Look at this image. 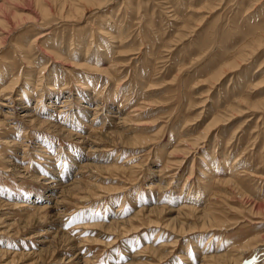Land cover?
<instances>
[{
	"label": "rangeland",
	"instance_id": "1",
	"mask_svg": "<svg viewBox=\"0 0 264 264\" xmlns=\"http://www.w3.org/2000/svg\"><path fill=\"white\" fill-rule=\"evenodd\" d=\"M0 91V264L264 252V0H0Z\"/></svg>",
	"mask_w": 264,
	"mask_h": 264
},
{
	"label": "bare ground",
	"instance_id": "2",
	"mask_svg": "<svg viewBox=\"0 0 264 264\" xmlns=\"http://www.w3.org/2000/svg\"><path fill=\"white\" fill-rule=\"evenodd\" d=\"M12 86V85H11ZM0 93H2L1 91H0ZM9 96V95H8ZM3 99V98H2ZM4 99H10V97H8V98H4ZM20 98H17L16 100H19ZM0 105H5V103H2V102H0ZM28 112V111H27ZM6 112H4V114H5ZM3 114V115H4ZM24 115L25 116H32V115H30L29 113H24ZM34 115V114H33ZM36 116H34V118H30L28 121H29V123H31V125L32 124H35L37 127H43V126H47L49 123L47 122V121H45V120H39L38 118H35ZM54 126V125H53ZM63 128V127H62ZM61 130H63V129H61ZM66 130V129H65ZM63 132V131H62ZM61 132V133H62ZM66 132V131H65ZM67 133V132H66ZM69 134H72L71 133V131H69L68 132ZM67 133V134H68ZM71 136V135H70ZM85 162V161H84ZM81 163V162H80ZM79 166H82V168L83 167H87L88 165L87 164H81V165H79ZM81 168V169H82ZM17 171V170H16ZM19 171V170H18ZM192 171V170H191ZM18 173H20V172H18ZM53 177V176H52ZM57 177V176H56ZM59 177V176H58ZM76 176H73L72 177V179L69 181V182H67L65 185H62L61 186V189H63L64 191L63 192H60V193H63V194H66V193H68L69 191H71L75 186H76V184L78 183V181H79V179L77 178H75ZM79 177V176H78ZM48 179H49V183H51V182H54L53 184H58V181H59V179H57V181L54 179V178H51V177H48ZM61 182V181H60ZM63 194H61V195H63ZM49 200V199H48ZM152 210V209H151ZM261 247H264V243L260 246V248ZM264 253V252H263ZM263 253H261V254H259V255H254V259L253 260H250V262H248V264L249 263H255V262H258V261H260V259L262 258V256H263ZM236 264V263H235Z\"/></svg>",
	"mask_w": 264,
	"mask_h": 264
}]
</instances>
